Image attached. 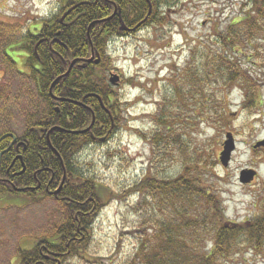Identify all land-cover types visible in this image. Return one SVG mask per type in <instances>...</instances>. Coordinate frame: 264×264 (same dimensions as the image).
I'll return each mask as SVG.
<instances>
[{"label":"trees","instance_id":"1","mask_svg":"<svg viewBox=\"0 0 264 264\" xmlns=\"http://www.w3.org/2000/svg\"><path fill=\"white\" fill-rule=\"evenodd\" d=\"M181 1L59 0V7L65 5L64 11L71 6L74 9L62 25L59 24L61 13L51 16L49 22L54 21V25L51 28L44 25L41 29L40 37L47 39L39 45L36 54L33 52L36 38L27 33L11 41L10 25L0 22V41L1 38L4 41L2 65L7 71L9 68L16 71V64L6 55L10 46L29 54L27 65L30 69L33 64L37 66L30 78L46 103L42 115L28 116L26 129L19 138L25 143V150L21 147L17 152L14 144L0 156V191L24 195L37 202L49 196L43 188L31 191L28 187L37 186L44 174L46 177L53 174L58 181L65 176L62 200L56 201L63 220L50 234L38 237L33 248L18 250L17 264H65L72 258H82L80 253L86 252L94 218L102 206L118 198L81 173L76 159L86 146L109 142L125 121L126 110L121 109L124 105L115 85L107 79L110 70L107 45L138 28L162 25L166 10ZM243 7V14L224 31L214 33L216 53L207 57L200 69L187 66L180 79L170 81L169 92L165 94H172L171 98L161 95L162 103L157 104L151 115L153 131L140 134L151 145L154 158L177 155L182 170L169 179L145 173L135 184L142 196L138 211L142 217L140 226L150 227L152 234L148 238L139 236L134 251L121 264H235L240 259L246 261L242 259L243 252L264 255V198L260 200L261 215L239 224L229 222L214 183L206 180L212 178L214 160L210 164L206 159L199 162L184 152L189 147L188 135L199 126L228 120L224 94L240 86L248 103L256 98V82L241 57L252 59V54L245 56L242 52L260 49V41L264 39V0H246ZM120 22L127 30H120ZM56 32L58 44L51 43ZM91 51L100 54L98 64L73 69L54 82L68 71L67 61L88 57ZM207 85L213 86V90L206 91ZM54 97L81 104H60L57 114ZM9 142L10 139L1 141L0 151L7 149ZM16 154L27 168L20 178H13L21 167L19 162L10 168ZM37 169L43 171L42 175L34 177ZM53 235L55 238L51 239Z\"/></svg>","mask_w":264,"mask_h":264},{"label":"rangeland","instance_id":"2","mask_svg":"<svg viewBox=\"0 0 264 264\" xmlns=\"http://www.w3.org/2000/svg\"><path fill=\"white\" fill-rule=\"evenodd\" d=\"M245 2L182 0L166 10L162 25L142 27L108 43L107 79L110 75L119 77L114 89L124 105L121 109L126 110L125 121L109 142L86 146L76 159L81 173L118 198L100 208L88 232L86 252L80 253L82 258H72L65 264H121L134 251L139 236L148 238L152 234L150 227L140 226L142 217L138 211L142 196L134 186L145 173L174 178L182 166L177 155L154 158L151 145L140 134L153 131L151 115L157 104L162 103L161 95L169 92L170 81L180 79L187 66L200 69L203 61L216 53L214 33L224 31L243 14ZM59 5V0H0V22L10 25V39L17 41L32 33L39 22L55 15ZM3 44L1 38L0 66ZM259 48L252 53L242 52L245 56L252 54V59L241 57L256 82V98L248 103L240 86L224 94L228 120L199 126L188 135L189 147L184 151L187 157L199 162L206 159L210 164L214 160L212 178L206 180L214 183L226 220L237 224L262 214L264 152L252 147L264 140V39ZM7 54L16 60L19 71L25 73L26 52L13 45L7 48ZM4 75L0 71V136L11 134L19 140L28 116L42 115L46 103L30 78L10 68ZM205 90L212 91L213 86L207 85ZM165 96L170 99L172 94ZM227 133L232 134L235 149L228 166L222 167L218 158ZM244 169L256 171L255 179L247 186L238 181ZM62 220L59 204L51 199L43 197L36 202L24 195L0 191V264H17L18 250L33 248L38 237L50 234ZM242 259L246 261L240 259L235 264H264V255L243 252Z\"/></svg>","mask_w":264,"mask_h":264},{"label":"flooded vegetation","instance_id":"3","mask_svg":"<svg viewBox=\"0 0 264 264\" xmlns=\"http://www.w3.org/2000/svg\"><path fill=\"white\" fill-rule=\"evenodd\" d=\"M61 10L59 9L57 11V13L53 16H58L59 13H61V17H60V20H59V24L62 25L64 23V20L67 18V16L72 12V10L74 9L72 6L67 8L65 11L63 10L65 8V5L62 4L61 7ZM70 10V11H69ZM69 11V12H68ZM52 16V18H53ZM50 18H47V19H44L42 20L41 22H39L36 26V28L34 30H32V33H29L28 32V35L34 37L37 39L36 43H35V46L33 47V52L34 54H36V51L39 47V45L41 43H43L47 38L46 36H43V37H40L41 36V29L43 28V26L45 25L47 28H51L53 25H54V21L53 22H49L50 21ZM47 22V24H45ZM36 23V22H35ZM139 29V28H138ZM135 33V31H134ZM40 37V38H38ZM58 37H59V33L56 32L55 34V37H53L51 39V43H55V44H58ZM121 38V37H120ZM52 47L50 46V49ZM92 50V49H91ZM51 51V50H50ZM53 53V52H52ZM6 55L9 56L7 54V50H6ZM10 57V56H9ZM28 58H29V54H27V57L24 59V65H25V69L23 70L25 73H21L19 70V65H17V63L15 62L16 60L13 58L12 60L14 61V63L16 64V71L18 72L19 75L21 76H25V77H32V70L35 69V67L37 68L36 65H32L31 69L29 68V65H27L28 63ZM75 61V63L72 65V68L70 71H72L73 69H83L86 65H89V64H98L99 61H100V54L97 53L95 54L93 51H91L89 53V56L88 57H76L72 60H69L67 61V65L68 67H70L71 63ZM86 61H89L88 63ZM0 71L1 73H5L4 76H6V69L5 67L2 65L0 66ZM69 71V72H70ZM39 78V77H38ZM31 79V78H30ZM32 80V79H31ZM33 81V80H32ZM55 98V101L53 104H55L56 106L55 107V112L57 114H59V110H60V107L59 105L60 104H67L66 102H70L71 104H74V105H79L81 104L80 101H76V100H69L68 98H63V97H54ZM15 149L19 150V148H23V150H25L26 148V145L25 143H23L22 141L20 140H17L15 141ZM9 145H10V142H9ZM4 150L6 149H3L0 151V156L2 155V153L4 152ZM264 152L263 149H260ZM20 152V151H19ZM264 156V154H263ZM16 162H19L18 164L21 166L18 171H16L13 175V178L17 177V178H20L21 175H24L27 171V168L25 167V165L23 164V161H22V158L19 154H16L15 158L13 159L12 161V164L10 166V168H13V166L15 165ZM42 170L41 169H37L34 171V177L36 176H39V175H42ZM45 172V171H44ZM20 175V176H19ZM47 174H44V177L42 178L41 181H38V184L37 186H32V187H28L27 189L31 190V191H36V190H41V188L44 189V192L46 195L49 196V199L53 200V201H61L62 199L60 198V194L63 190V187H64V181H65V176L62 177V179L60 181H58L53 174H49V177H46ZM16 178V179H17ZM25 188V187H24Z\"/></svg>","mask_w":264,"mask_h":264},{"label":"water","instance_id":"4","mask_svg":"<svg viewBox=\"0 0 264 264\" xmlns=\"http://www.w3.org/2000/svg\"><path fill=\"white\" fill-rule=\"evenodd\" d=\"M69 11H70V10H69ZM69 11H68V12H69ZM120 24H121V28H120V30H127V29L125 28V26L123 25L122 22H120ZM86 62L88 63L89 61H86ZM74 63H75V61H73V62L71 63V65H70L68 71H67L64 75H62V76H60L59 78H57L54 82L58 81V80H59L60 78H62V77H65V76L69 73V71L71 70L72 65H73ZM118 81H119V77H117V76H115V75H110V77H109V83H110L111 85H116V83H118ZM8 137H10V138L13 139V142H12V144H13V143L15 142L16 138H15L13 135H11V134H7V135L2 136V137L0 138V141L4 140L5 138H8ZM12 144H11V145H12ZM252 148H253L254 150H255V149H258V148H264V140H261V141L256 142V143L253 145ZM234 149H235L234 138H233L232 134L227 133V134L225 135V141H224V143H223V145H222V151H221L220 154H219V162H220V164H221L222 167H227V166H228V164H229V162H230L231 154H232V152L234 151ZM255 175H256L255 170H252V169H244V170H242V171L239 173L238 181H239V183L242 184V185L250 184L251 181H253Z\"/></svg>","mask_w":264,"mask_h":264}]
</instances>
